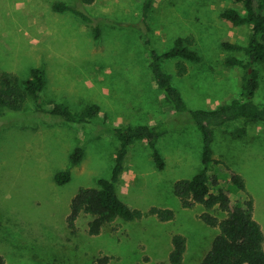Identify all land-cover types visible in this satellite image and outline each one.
Returning <instances> with one entry per match:
<instances>
[{
    "label": "rangeland",
    "instance_id": "obj_1",
    "mask_svg": "<svg viewBox=\"0 0 264 264\" xmlns=\"http://www.w3.org/2000/svg\"><path fill=\"white\" fill-rule=\"evenodd\" d=\"M58 2L82 5L80 0H0V78L28 79L33 68L43 67L45 105L65 103L80 111L98 104L101 114L92 124L73 125L32 116L30 100L27 112L0 121V254L5 264H98L103 257L110 258L109 264H168L178 234L188 240L184 264H197L218 230L203 221V205H182L175 185L201 171L203 136L191 115L176 114L154 82L139 30L144 0L83 5L102 21L99 40L93 24L55 11ZM230 8L244 14L233 0H155L150 17L154 49L164 54L182 37L200 56L198 62L163 60L191 110L217 109L241 97L243 69L227 60L246 55L224 44L247 45L251 26L224 19L222 13ZM257 69L254 101L264 105V62ZM163 121L168 134L159 149L165 167L160 169L148 143L139 141L130 148L119 182L121 199L142 217L133 222L118 218L93 236V217L82 214L73 232L67 221L72 199L112 176L120 142L110 130ZM78 148L84 158L73 166L71 156ZM213 150L244 178L255 218L264 228V124L239 121L216 129ZM62 171L70 172L71 180L60 185L55 177ZM161 210H172L174 218L162 219ZM212 212L225 216L218 209Z\"/></svg>",
    "mask_w": 264,
    "mask_h": 264
},
{
    "label": "trees",
    "instance_id": "obj_2",
    "mask_svg": "<svg viewBox=\"0 0 264 264\" xmlns=\"http://www.w3.org/2000/svg\"><path fill=\"white\" fill-rule=\"evenodd\" d=\"M243 6L244 14L236 8L222 13V17L234 25L251 26L248 44L225 43L224 47L243 51L245 59L230 58V66L243 69L242 94L239 99L212 110H191L182 93L173 83V77L165 71L163 60L185 59L191 62L200 61V56L189 47L186 38H178L173 48L158 53L152 43L150 24L155 0H144L139 30L144 45L149 51V67L151 68L157 88L172 104L176 114H190L194 123L200 128L203 136L202 169L190 180H181L175 185V194L185 208H193L198 204L206 208L203 221L218 230L212 239L209 249L199 258L197 264H264V228L255 218V202L248 192L244 178L234 171L222 159L214 156L213 144L215 131L226 128L239 121L264 124V105L254 101L259 88L260 73L257 65L264 62V0H233ZM80 6L66 3H55L57 12H71L83 22L94 25L95 38L101 37L102 21L88 12L83 5H91L96 0H80ZM47 85L46 72L43 67L32 69L31 77L21 79L16 75L3 74L0 78V121H7L12 113L25 111L31 100L34 105L32 116L66 121L73 125L94 123L101 114L98 104L88 105L85 109L74 111L69 104L52 103L45 105L43 94ZM107 117V116H106ZM174 118V117H173ZM171 119L177 121V119ZM167 121H171V120ZM166 121V122H167ZM165 121L155 126L140 124L137 126H120L110 130L120 142L116 154L115 165L110 179L100 178L98 186L81 189L71 201L68 227L75 232L76 222L82 214L91 215L89 233L100 235L118 218L125 221H136L142 212L125 203L119 194V182L125 172L131 146L139 141H146L152 151L156 165L163 169L165 160L159 149L162 137L168 134ZM84 150L78 148L71 156V165H79L84 158ZM223 176V177H222ZM58 184L63 185L71 180V173L62 171L55 177ZM220 210L225 214L219 218L212 211ZM159 215L164 220L174 218L172 210H161ZM173 248L169 254L168 264H184L188 250V240L183 235H175ZM110 258L103 257L98 264H109ZM0 264L5 258L0 254Z\"/></svg>",
    "mask_w": 264,
    "mask_h": 264
}]
</instances>
